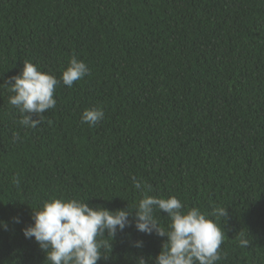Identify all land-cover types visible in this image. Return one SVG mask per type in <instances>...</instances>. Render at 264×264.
<instances>
[{"label": "trees", "instance_id": "obj_1", "mask_svg": "<svg viewBox=\"0 0 264 264\" xmlns=\"http://www.w3.org/2000/svg\"><path fill=\"white\" fill-rule=\"evenodd\" d=\"M0 264H264V0H0Z\"/></svg>", "mask_w": 264, "mask_h": 264}]
</instances>
